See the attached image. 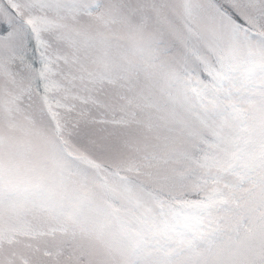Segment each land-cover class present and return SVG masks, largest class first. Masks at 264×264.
<instances>
[{
  "label": "rangeland",
  "instance_id": "obj_1",
  "mask_svg": "<svg viewBox=\"0 0 264 264\" xmlns=\"http://www.w3.org/2000/svg\"><path fill=\"white\" fill-rule=\"evenodd\" d=\"M0 264H264V0H0Z\"/></svg>",
  "mask_w": 264,
  "mask_h": 264
},
{
  "label": "trees",
  "instance_id": "obj_2",
  "mask_svg": "<svg viewBox=\"0 0 264 264\" xmlns=\"http://www.w3.org/2000/svg\"><path fill=\"white\" fill-rule=\"evenodd\" d=\"M241 25V24H240ZM261 263H263V262H261Z\"/></svg>",
  "mask_w": 264,
  "mask_h": 264
}]
</instances>
